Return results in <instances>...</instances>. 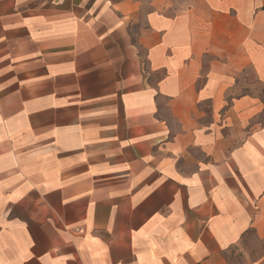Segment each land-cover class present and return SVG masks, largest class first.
<instances>
[{
    "label": "crops",
    "instance_id": "obj_1",
    "mask_svg": "<svg viewBox=\"0 0 264 264\" xmlns=\"http://www.w3.org/2000/svg\"><path fill=\"white\" fill-rule=\"evenodd\" d=\"M238 250L264 264V0H0V264Z\"/></svg>",
    "mask_w": 264,
    "mask_h": 264
},
{
    "label": "rangeland",
    "instance_id": "obj_2",
    "mask_svg": "<svg viewBox=\"0 0 264 264\" xmlns=\"http://www.w3.org/2000/svg\"><path fill=\"white\" fill-rule=\"evenodd\" d=\"M249 76H252V74H248ZM228 264H248V256H247V250L245 251H235L233 252L229 258L227 259Z\"/></svg>",
    "mask_w": 264,
    "mask_h": 264
}]
</instances>
